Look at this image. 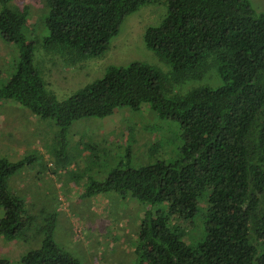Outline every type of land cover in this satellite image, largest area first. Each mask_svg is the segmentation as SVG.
Segmentation results:
<instances>
[{
  "label": "trees",
  "instance_id": "1",
  "mask_svg": "<svg viewBox=\"0 0 264 264\" xmlns=\"http://www.w3.org/2000/svg\"><path fill=\"white\" fill-rule=\"evenodd\" d=\"M156 1L45 0L41 46L74 64L98 58L127 14ZM165 1V18L144 32L143 43L169 65L168 75L138 62L109 66L100 79L58 101L33 65L35 42L25 40L24 7L0 0V37L19 54L0 86V100L52 118L62 136L73 120L107 116L120 106L137 110L147 104L175 121L183 139L179 159L115 168L105 180L92 181L86 195L129 193L145 205L130 264H264V11L255 15L248 0ZM211 71L217 87L172 91ZM36 160L0 158V235L7 239L21 236L30 222L9 179ZM203 199L204 235L190 246L182 227L191 224ZM0 264L9 263L0 258ZM20 264L81 263L48 232Z\"/></svg>",
  "mask_w": 264,
  "mask_h": 264
},
{
  "label": "rangeland",
  "instance_id": "2",
  "mask_svg": "<svg viewBox=\"0 0 264 264\" xmlns=\"http://www.w3.org/2000/svg\"><path fill=\"white\" fill-rule=\"evenodd\" d=\"M248 3L255 15L264 11V0ZM5 5L24 7L22 30L26 43L35 42L33 65L58 101L100 79L109 66L138 62L164 75L170 73L169 65L143 43L144 32L158 27L165 18V0L140 5L127 14L102 56L75 64L41 46L47 34L45 0H6ZM18 60L17 46L0 37V86L12 75ZM218 85L220 81L211 71L202 80L185 82L172 91L184 94L201 86ZM57 131L52 118H38L20 105L0 100V158H37L9 179L10 188L25 202L24 218L29 216L30 222L19 237L0 235V258L20 264L21 256L38 248L50 232L52 241L81 264L132 263L145 205L129 193L107 191L88 196V186L92 181L105 180L115 168L139 169L175 162L183 145L179 124L141 104L137 110L120 106L107 116L73 120L63 136ZM206 210L207 200H199L195 218L183 225L187 245L202 240ZM3 212L0 206V217Z\"/></svg>",
  "mask_w": 264,
  "mask_h": 264
},
{
  "label": "crops",
  "instance_id": "3",
  "mask_svg": "<svg viewBox=\"0 0 264 264\" xmlns=\"http://www.w3.org/2000/svg\"><path fill=\"white\" fill-rule=\"evenodd\" d=\"M10 102H11L12 104H14V106H18V105H19V104H17V103L14 102V101H10ZM5 104H6V103H5ZM7 104H8V103H7ZM14 110L19 112V109H18V108H15V107H14ZM48 172H49L50 175H52V177L54 176V173H53L52 171L49 170Z\"/></svg>",
  "mask_w": 264,
  "mask_h": 264
}]
</instances>
